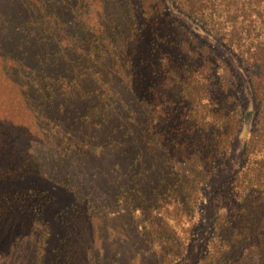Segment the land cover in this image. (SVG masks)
I'll list each match as a JSON object with an SVG mask.
<instances>
[{"label": "trees", "instance_id": "trees-1", "mask_svg": "<svg viewBox=\"0 0 264 264\" xmlns=\"http://www.w3.org/2000/svg\"><path fill=\"white\" fill-rule=\"evenodd\" d=\"M102 1L98 32L82 35L74 57L99 76L80 96L82 159L52 178L64 190L53 183L60 192L42 191L38 205L39 187L11 194L7 215L16 221L20 210L23 225L32 214L33 226L52 228L55 264H264V0ZM63 2L0 0V41L6 50L19 42V67L30 42L46 40L56 46L38 57V73L62 72L68 60L51 56L62 52L59 32L81 23L78 1ZM11 53L0 46V65ZM107 94L124 101L112 110L126 122L116 137L99 132L94 147L89 125L98 118L102 129L111 116ZM108 148L129 159V178L109 181L90 167V151Z\"/></svg>", "mask_w": 264, "mask_h": 264}, {"label": "rangeland", "instance_id": "rangeland-1", "mask_svg": "<svg viewBox=\"0 0 264 264\" xmlns=\"http://www.w3.org/2000/svg\"><path fill=\"white\" fill-rule=\"evenodd\" d=\"M62 1L66 3V0ZM77 1L74 10L75 15H80L81 23L77 25L68 22L66 26H62V32H59L62 50L60 55H64L65 58L62 60L59 54L52 55L53 52L51 53V56L57 61L68 60L67 64L61 65V73H38L39 67L36 66V61L38 57L48 55L49 47L47 45H50V41L42 40L35 44L30 42V53L26 54L27 59L21 61L20 67L18 63L22 48L17 47L19 42L13 40L11 48L6 50V44L4 41L3 43L0 41L3 57L12 51L0 65L4 73V86H7L0 94V264H55L51 249L55 246L58 236L55 238V235H52V228L44 229V226L40 224L33 226V222L29 220L32 214L28 216L29 219H26L23 225L20 219L24 216L20 210H18L19 215L16 219L18 222H16L12 216L7 215L10 209L6 204L9 202L11 194L18 193V191L28 193L33 191L32 187H39V190L34 189L37 197L32 198V205H38L37 200L40 196L45 197L42 191L57 194L60 192L58 189L64 190L62 183L65 182L60 181L56 184V180L52 178L57 177L58 181L65 179V172L68 169L76 172L74 169L76 163L82 159L80 149L77 147L80 145L78 141L82 140V129L85 127H79V124L84 121H79L78 117L86 111V103L80 96L87 89H94V82L97 83L96 87L98 86L99 81L96 78L99 76L96 74L97 76L94 78L93 75H86V71L81 70V66L77 64L74 57L85 50L84 42L80 41L82 35L88 31L93 32V30L98 32L97 26L102 21L99 12L103 10L105 3L102 0ZM2 11L4 10L0 8V12ZM65 16L69 20L70 15L66 13ZM108 20L106 19V23H109ZM36 33L37 29L34 30V37ZM19 37L15 34V39ZM3 38V34H1L0 40ZM50 46L55 48L56 44ZM49 55L47 57L50 59ZM32 67H34L33 72L29 73ZM63 68L65 69L63 70ZM13 69L16 73H12ZM88 72L92 73V70H88ZM47 74H49L48 77ZM12 80L16 88L12 86V83L10 84ZM91 84L93 85L91 86ZM0 85H3L1 81ZM118 87L121 88V86ZM95 89L98 94L99 89ZM121 95L119 98L123 97L124 93L121 92ZM117 98V95L112 97L108 95L103 101L105 105L110 106L108 111L112 114L102 129L100 128L102 124H97L98 118L93 119L94 125L91 121L84 123L85 126L91 123L89 133L93 140L90 142L94 147L98 141L105 139L102 137L100 140L99 132L104 137L106 133H110L111 137L121 135L115 131V128L120 125L125 126L124 114L118 109L120 116L118 118L116 110H112V108L121 106L124 101L120 102L119 99L117 101ZM120 143L118 141L117 145ZM118 149L128 148H126V143H121L118 145ZM109 150L110 148L99 150V154L97 152L95 156L90 151V167L97 173L102 168V171H106L104 177L109 181L115 180V175L118 173L124 179L129 178L130 173L125 170L129 159L125 160V154L122 156L105 155L104 152H110ZM103 155L106 157L102 161ZM117 160L121 161L122 168L119 171L117 168L112 171L110 167ZM98 165L99 169L93 168ZM26 167V174L21 175L22 171L20 170V175L15 176L17 168L25 169ZM53 183L57 185L55 187L58 189L52 190ZM19 205L22 206L21 203ZM58 207H54L52 214ZM98 225V221H94L91 230L93 227L99 229ZM49 234H51L48 237L50 240H45L46 235ZM96 236H99L98 231Z\"/></svg>", "mask_w": 264, "mask_h": 264}]
</instances>
